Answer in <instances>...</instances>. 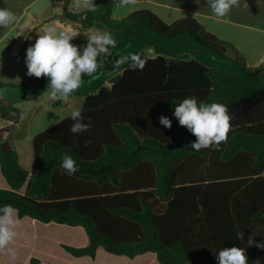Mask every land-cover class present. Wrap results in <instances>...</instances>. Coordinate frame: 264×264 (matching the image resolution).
<instances>
[{"label":"trees","instance_id":"16d2710c","mask_svg":"<svg viewBox=\"0 0 264 264\" xmlns=\"http://www.w3.org/2000/svg\"><path fill=\"white\" fill-rule=\"evenodd\" d=\"M114 5L94 0L89 10L66 12L83 29L117 40L71 96L83 99V122L91 127L73 134L66 117L37 133L30 170L9 142L0 143L6 185L0 206H13L18 219L82 228L86 246L61 245L74 258L94 259L101 248L129 259L151 254L157 264H217L219 250L237 246L248 264H264L258 247L264 243L262 70L229 57L228 45L192 17L166 24L137 10L115 20ZM129 53L147 58L142 71L120 63ZM25 85L40 93L47 79L31 76ZM191 96L227 107L230 131L219 150H193L196 137L174 116V107ZM162 115L171 128L160 124ZM19 117L0 104V118L17 123ZM63 154L79 165L72 176L60 167Z\"/></svg>","mask_w":264,"mask_h":264},{"label":"rangeland","instance_id":"374dc122","mask_svg":"<svg viewBox=\"0 0 264 264\" xmlns=\"http://www.w3.org/2000/svg\"><path fill=\"white\" fill-rule=\"evenodd\" d=\"M64 1L2 0L5 9L14 13L16 20L13 24L0 26V101L8 107L16 103L15 108L17 107L20 112L19 127L16 133H13L14 139L10 134L11 127L7 129V138L9 141L12 139L11 147L18 153L19 163L25 170H29L33 162L32 138L56 122L69 117L71 111L80 109L83 102L82 98L77 97H70L67 101H53L45 90L40 93L35 91L28 93L25 85L31 78L25 63L26 49L35 43L45 28L54 27L53 19L59 20L66 11ZM70 1L71 7L67 12L73 14L89 10L94 2V0ZM127 2L131 11L148 10L166 24L186 17L196 19L206 32L228 45L229 57L243 62L250 70L261 69L262 72L257 78L264 85V0H238L237 5L224 17H216L208 7L207 0H127ZM21 30L22 34L19 33ZM80 31L81 29L71 41L74 45L79 46L80 40L85 36L86 32ZM26 35H30L32 39H25ZM68 233H66L68 242H73L76 234ZM76 243L78 245L83 243L82 235H78ZM106 255L103 250L100 252L98 264H109ZM55 263L65 264L62 260H54L49 264Z\"/></svg>","mask_w":264,"mask_h":264},{"label":"clouds","instance_id":"9594fccd","mask_svg":"<svg viewBox=\"0 0 264 264\" xmlns=\"http://www.w3.org/2000/svg\"><path fill=\"white\" fill-rule=\"evenodd\" d=\"M238 0H207L208 7L216 17H224L230 9L237 5ZM16 20L14 13L0 8V26L13 24ZM22 34V33H21ZM77 34L70 30L58 31L55 27H47L39 34L35 43L26 49L25 63L29 76L45 77L47 85L45 92L53 101H67L83 84L84 77H92L97 72L101 53L107 55L110 48L117 47V40L108 31H93L87 36L86 45H74L72 39ZM25 39H32L26 35ZM128 62V68L142 71L147 58L141 59L138 53H129L120 58V63ZM174 116L181 126H186L196 140L191 147L195 151L215 146L217 150L222 142H226L230 131V116L224 104L213 102L204 103L195 96L183 99L174 107ZM73 123L69 131L73 134L86 132L91 127L85 123L80 109L71 111ZM161 125L171 128L172 121L166 116H160ZM60 167L68 176L79 170L76 160L68 154H63ZM17 211L11 205L0 206V251L9 253L13 258L16 252L9 245L17 236L16 228L20 221ZM244 239V234H240ZM252 239L248 244H252ZM264 248V243L258 245ZM217 264H248L245 248L224 247L215 256Z\"/></svg>","mask_w":264,"mask_h":264},{"label":"crops","instance_id":"0c3cea01","mask_svg":"<svg viewBox=\"0 0 264 264\" xmlns=\"http://www.w3.org/2000/svg\"><path fill=\"white\" fill-rule=\"evenodd\" d=\"M70 7L71 1L65 12L69 11ZM132 12L134 11H131L127 0H115V5L111 11V18L119 20L125 18ZM53 20L51 21H53V25L58 31L67 29L74 33H79V29H81L80 32H86L85 36L90 35L93 31H96V29H83L78 23L70 24L62 21L60 18L59 20ZM23 30H21L19 33L21 34ZM85 36L82 40H80L81 44L87 43V37ZM82 103L80 106H82ZM1 105L6 106L7 104L1 103ZM15 105L16 103H13L11 107L15 108ZM18 121L17 123H14L12 121L0 118V143L9 142V139L7 138V129L10 127V134L14 139L13 133H16V130L19 127ZM5 187V182L0 176V188ZM19 221L20 223L16 228L17 236L9 245V247L15 250L16 255L13 258L9 253L0 251V264H29V261L32 258L39 260L41 264H49L51 261L53 263L54 260H62L65 264H98V255L102 251L101 248L97 250L94 259L89 257L74 258L61 249V245L72 247L86 246L88 240L82 228L67 227L55 223L42 224L30 218H22L19 219ZM67 232H69L68 235H71L72 233L76 234L73 238V242H68L69 240L66 234ZM57 235L60 237L57 238ZM78 235H82L83 243L81 245L76 243ZM106 257L109 259V264H157L154 256L151 254L139 255L133 259H129L124 256H111L108 254ZM143 259H145V261H143Z\"/></svg>","mask_w":264,"mask_h":264},{"label":"water","instance_id":"95a60500","mask_svg":"<svg viewBox=\"0 0 264 264\" xmlns=\"http://www.w3.org/2000/svg\"><path fill=\"white\" fill-rule=\"evenodd\" d=\"M60 19L64 22L70 23V24H76V21L70 20L67 16H66V12H63V15L60 17ZM10 146L12 145V139L9 141Z\"/></svg>","mask_w":264,"mask_h":264},{"label":"built area","instance_id":"2783aa9c","mask_svg":"<svg viewBox=\"0 0 264 264\" xmlns=\"http://www.w3.org/2000/svg\"><path fill=\"white\" fill-rule=\"evenodd\" d=\"M0 103H1V101H0Z\"/></svg>","mask_w":264,"mask_h":264}]
</instances>
